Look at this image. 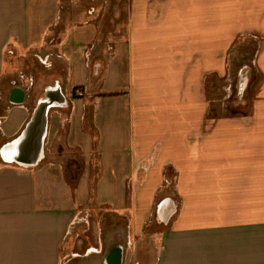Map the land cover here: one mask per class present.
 I'll return each instance as SVG.
<instances>
[{"label": "crops", "instance_id": "crops-1", "mask_svg": "<svg viewBox=\"0 0 264 264\" xmlns=\"http://www.w3.org/2000/svg\"><path fill=\"white\" fill-rule=\"evenodd\" d=\"M232 68L251 108L209 123ZM0 101V264H264V0H0Z\"/></svg>", "mask_w": 264, "mask_h": 264}, {"label": "rangeland", "instance_id": "rangeland-1", "mask_svg": "<svg viewBox=\"0 0 264 264\" xmlns=\"http://www.w3.org/2000/svg\"><path fill=\"white\" fill-rule=\"evenodd\" d=\"M84 5V3H83ZM256 70L254 69H229L227 76H222L217 79L213 85H209V98L211 101V107L209 111V123L215 120L228 118L235 114L239 109H250L253 92L256 91L260 85V78H258ZM243 103V105H242ZM5 104L0 101V113L3 112ZM171 198L177 202V198L170 193ZM79 220L92 221H107L111 223V229L113 233V240L119 242L125 235L123 221H118L109 214L103 211H97L95 213H88L85 210L79 214ZM152 229H148L145 235L140 238L136 235H132V246H128L129 255H137L139 258L146 254L153 253V247L156 241L148 236ZM80 233L82 231L79 230ZM128 234V241H129Z\"/></svg>", "mask_w": 264, "mask_h": 264}, {"label": "water", "instance_id": "water-1", "mask_svg": "<svg viewBox=\"0 0 264 264\" xmlns=\"http://www.w3.org/2000/svg\"><path fill=\"white\" fill-rule=\"evenodd\" d=\"M46 126L47 121L44 109L39 106L25 130L17 140L9 145L12 150L15 148L17 149L18 156L13 157L14 162L27 167H33L39 163L46 137ZM32 140H34V142ZM27 145H31L36 153L35 156L30 157V159H28L29 151H27L28 156L23 154V152L27 150Z\"/></svg>", "mask_w": 264, "mask_h": 264}, {"label": "bare ground", "instance_id": "bare-ground-1", "mask_svg": "<svg viewBox=\"0 0 264 264\" xmlns=\"http://www.w3.org/2000/svg\"><path fill=\"white\" fill-rule=\"evenodd\" d=\"M13 153H17V149H16V148H15V149H13ZM5 155H6V157H7V158H10V159H12V157L10 156V154H9V153H6Z\"/></svg>", "mask_w": 264, "mask_h": 264}]
</instances>
